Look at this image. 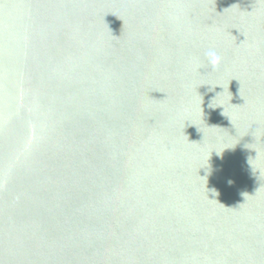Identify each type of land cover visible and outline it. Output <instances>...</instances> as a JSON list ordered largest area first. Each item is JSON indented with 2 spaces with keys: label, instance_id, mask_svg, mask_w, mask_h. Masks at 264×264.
Wrapping results in <instances>:
<instances>
[{
  "label": "water",
  "instance_id": "obj_1",
  "mask_svg": "<svg viewBox=\"0 0 264 264\" xmlns=\"http://www.w3.org/2000/svg\"><path fill=\"white\" fill-rule=\"evenodd\" d=\"M0 264H264V0H0Z\"/></svg>",
  "mask_w": 264,
  "mask_h": 264
},
{
  "label": "clouds",
  "instance_id": "obj_2",
  "mask_svg": "<svg viewBox=\"0 0 264 264\" xmlns=\"http://www.w3.org/2000/svg\"><path fill=\"white\" fill-rule=\"evenodd\" d=\"M208 64L215 69L221 62V56L215 49H209L205 53Z\"/></svg>",
  "mask_w": 264,
  "mask_h": 264
}]
</instances>
